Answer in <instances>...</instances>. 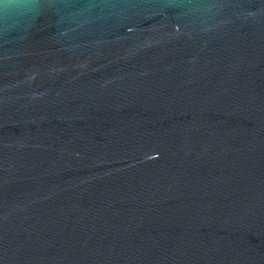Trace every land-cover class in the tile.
Returning <instances> with one entry per match:
<instances>
[{"label":"water","instance_id":"1","mask_svg":"<svg viewBox=\"0 0 264 264\" xmlns=\"http://www.w3.org/2000/svg\"><path fill=\"white\" fill-rule=\"evenodd\" d=\"M0 264H264V0H0Z\"/></svg>","mask_w":264,"mask_h":264}]
</instances>
